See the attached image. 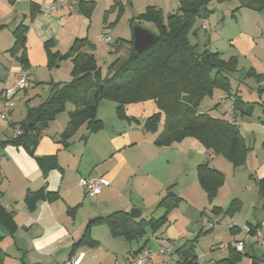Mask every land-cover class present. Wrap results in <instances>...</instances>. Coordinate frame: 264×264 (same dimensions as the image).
Segmentation results:
<instances>
[{
    "label": "crops",
    "instance_id": "obj_1",
    "mask_svg": "<svg viewBox=\"0 0 264 264\" xmlns=\"http://www.w3.org/2000/svg\"><path fill=\"white\" fill-rule=\"evenodd\" d=\"M56 1L15 0L14 4H10L8 0H0V26H3L0 29V102L3 106H0V144L15 137V130L25 123L29 107L39 106L49 99L54 86L52 84L46 90L43 85H46L47 81L56 82L55 72L62 74L60 79L63 81H59L60 84L72 80L71 62L55 69L48 67L45 43L56 40L52 51L65 53L62 47L69 50L76 39L87 35V32L90 33L96 22L103 32V37L110 38L111 42L101 40L108 45V50L105 51L97 49L96 44L92 42L95 45L93 54L97 59L99 56H106L111 60L115 47H118L121 53L130 49L134 29L132 26L128 28L127 25H131L148 7L160 9L167 17L178 9L180 2L118 0L121 2L119 6L123 7L121 9L113 8L116 0H71L73 9H54ZM81 2L94 3L91 18H87L81 11ZM33 3L39 10L31 21ZM238 8L239 3L235 9ZM19 22H28L29 26L26 35L27 69L20 61L21 52L16 55L10 52L15 42L13 30ZM204 29L207 30L206 27ZM232 43L233 46L240 47L242 53L254 56L256 61H264V58L258 57V54L264 53L258 49L263 48V45L254 38L243 33L236 35ZM252 63V69L256 71L255 63ZM59 69L62 71H57ZM25 70L29 72L30 86L16 95L17 104L11 113V119L8 120L3 114L4 101L1 99V93L13 87ZM34 85L38 87L32 91L31 87ZM44 94L47 95L45 99ZM18 102L22 103L21 108H17ZM257 108L260 109L259 112L264 110L262 106ZM74 109V105L66 104L63 112L40 133L36 155H57L60 166L58 169L44 173L35 158L24 148L11 145L0 147V206L13 216L14 222L12 233L0 223V236L3 237L0 243L6 245L5 248L0 246L5 264H8V260H19L21 264H62L79 254H84L81 264H123L127 256L135 255L143 247L148 250L154 241L163 244L161 247L170 248V253H175L179 247L178 241L187 242L194 235L188 239L181 237V233L176 232L173 225L174 222H179V219L170 221V216L168 224L156 233L148 229L144 237L132 241H128L121 233H113L106 224H97L91 231L94 246L76 247L91 220L115 212L130 214L132 210L138 211L140 218L146 211H150V207L156 206L158 209L164 191H168L172 185H181L184 188L179 196L182 200L178 208L187 203L197 215L201 213L203 221L210 219L207 228L202 230L209 231L210 236L215 238L220 233L224 234L229 241L228 247L236 248L237 243L245 242L243 253L248 250L250 256L243 257L238 264H255V259H259L260 254L264 255L263 246L258 249L252 241L247 244L248 239L241 241L237 238V234L242 232L239 226L241 223H244L243 227H258L264 235V197L260 193L259 184L260 180H264V134L259 133L250 143L244 137L250 152L246 164L238 167L224 157L209 154L194 138H187L170 146H158L155 144L157 136L148 138L141 126L140 120L143 121L158 112L155 102L148 101L128 105V120L115 114L120 126L112 124L113 126L108 128L109 124L102 120L104 128L96 133H90L85 126L81 127L70 140V147L64 149L58 141L67 128L69 115ZM231 109L230 104L229 110ZM211 115L219 118V115L214 113ZM232 116L230 121L239 125L238 116ZM261 117L258 115L264 129V119ZM133 121L140 126H134ZM12 124L17 125L16 129H12ZM205 163L225 175V184L212 202L197 176L198 166ZM188 171L193 173V176L187 180ZM99 177L109 179L111 186L103 188L101 194L96 197H88L79 185L80 179ZM44 187L49 191L58 192L59 199L54 202L41 201L33 212L29 211L24 201L26 194ZM233 201L239 203L240 210L228 213ZM214 208L217 211H214ZM159 209H162L163 215L165 210ZM243 214L246 215L244 220ZM143 219L150 220L146 217ZM251 220L255 224L249 222ZM210 221L213 225L225 222L227 227L216 225L217 227L209 228ZM170 222L172 226H168ZM165 230L166 235L168 234L167 240L159 236V233ZM157 255L159 256V253ZM157 255H154L148 264H158L159 260L155 262ZM174 258L178 259L176 255Z\"/></svg>",
    "mask_w": 264,
    "mask_h": 264
},
{
    "label": "trees",
    "instance_id": "obj_2",
    "mask_svg": "<svg viewBox=\"0 0 264 264\" xmlns=\"http://www.w3.org/2000/svg\"><path fill=\"white\" fill-rule=\"evenodd\" d=\"M8 1L10 4L15 3V0ZM214 1H237L239 8L235 9L234 13L241 9L264 13V0H180L177 12L167 17L160 9L148 7L135 20L153 23L157 28L158 33L155 35L159 37V41L151 49L140 54L134 49L133 37L130 41V51L125 52L124 57L117 58L111 64L106 77H102L93 54L95 45L88 38L76 39L65 53L52 51L53 41L45 43L49 67H59L61 62L70 60L73 64L72 80L63 85H54L48 100L39 106L29 107L24 123L29 130H25L24 124L18 126L22 134L3 141L0 147L11 145L24 148L30 156L35 158L41 170L48 173L60 167L58 157L57 155L42 157L36 155L41 139V134L37 131L45 130L63 112L66 104L74 105L75 109L70 113L67 128L58 141L64 149L70 147V140L81 127L85 126L90 133H96L104 128L103 121L98 119V106L102 101L115 102L118 116L127 120L128 105L154 101L158 112L144 120V128L148 132L155 131L159 122L163 120V130L155 142L156 145L170 146L187 138H194L209 154L224 157L235 167L245 165L250 149L239 125L230 119L212 116L213 112L199 111V107L206 98H213L217 94L219 105L227 100L231 101L234 116H251L255 107V103L245 101L238 91L235 94L232 91L230 77L239 70L238 58L231 56L229 59H224L221 53L208 49L200 52L198 46L190 41L189 36L197 18L207 16L210 13L208 6ZM119 5L121 2L116 0L113 8L122 9L123 7ZM93 7V2H81V11L87 18H91ZM38 8L33 3L31 21L35 18ZM2 27L0 26V29ZM28 29L29 26L24 22L14 28L15 42L10 49L13 55L21 52L20 61L25 69L28 68L26 56ZM119 51L120 49L115 47V52ZM247 75L259 76L253 69L249 70ZM11 127L14 130L17 125L12 124ZM197 176L200 185L212 202L225 184L224 173L205 163L198 166ZM259 184L260 193L264 197V180H260ZM59 197L58 192L49 191L44 187L37 191H29L24 201L28 210L33 212L39 202H54ZM181 200L168 189L167 195L160 201L158 208H169H166L167 210L159 219L152 218L149 221L143 218L133 219L129 213L115 212L106 217L91 220L76 247L94 246L91 231L97 224L110 226L113 233H121L128 241L140 240L148 229L156 233L168 224L170 209L177 206ZM239 210V203L233 201L228 213ZM214 211L217 209L214 208ZM0 223L11 233L14 231L13 216L6 213L1 206ZM250 227L251 234L259 230L258 227ZM207 232L209 231L201 230L198 236ZM198 236L194 241L198 239ZM2 239L3 237L0 236V240ZM194 241H187L175 253H172L178 258H174V264H201L197 255L194 254ZM243 244L245 248V242ZM228 248L229 255L226 258L211 264H238L244 256H250L248 253H243L244 251H237L233 246ZM144 250L146 248L143 247L135 255ZM4 262V253L0 248V264H5ZM255 264H257L256 261Z\"/></svg>",
    "mask_w": 264,
    "mask_h": 264
},
{
    "label": "rangeland",
    "instance_id": "obj_3",
    "mask_svg": "<svg viewBox=\"0 0 264 264\" xmlns=\"http://www.w3.org/2000/svg\"><path fill=\"white\" fill-rule=\"evenodd\" d=\"M237 5H238L237 1H234V2L214 1L211 4H209L208 8H209L210 13H208L207 16L197 18L189 38L193 45L198 46L200 52L204 51L205 49H208L212 52L219 51V53L222 54V57L224 59H229L231 56H235L238 58L239 70L236 74L230 77V80L232 84V91L234 94L237 93V91H239V94L244 98L245 101L250 102V103H255V107H254V110L252 111L251 116H241V115L238 116L240 131L243 137H246L248 143H250L252 140H254V138L258 136L259 133L260 134L262 133V135L264 134L263 126L259 122V119H258V115L262 116L261 118L264 119V112L263 111L259 112L260 109L257 108L260 106L264 107V61H256L254 56L242 53L240 50V47L233 46L232 39L236 35H241L244 33V35L254 38L259 44H262L263 48L259 47L258 49H260L261 51H264V13L260 14V13L250 11L248 9H241L239 12L234 13L235 7ZM177 10L175 12H177ZM24 23L25 25H28V22H24ZM20 24L21 23L19 22L17 25H20ZM127 26L128 28L132 26L133 29H135L136 27H141V28L144 27L145 29L152 32L153 34L158 33L156 26L150 22H140L138 20H135L131 22V25H127ZM204 27H206L207 30H205ZM86 37H88L91 42H94V44H96L97 49L99 48V50H103V51L108 50V45L101 41V39L103 38V32L100 29L99 25L97 26L96 22H94L93 27L90 29V33L87 32V35H83L82 38H86ZM56 42L57 41L54 40V43ZM62 50L63 52L68 51L66 47H62ZM129 51L130 49L127 50L126 52L128 53ZM112 55L114 56H113V59L111 60H109V58L106 56H99L98 59L95 57L97 60V64L101 70L102 77L107 76L111 68L110 67L111 64L117 58H122L126 54L121 53V50H120L118 53L114 52ZM258 57L263 59L264 53L258 54ZM66 62H71V61L68 60V61L61 62L59 67H61L62 64ZM252 62L255 63L256 74H258L259 76L255 75V76L249 77L247 75V72L252 69V64H253ZM48 67H49V64H48ZM59 67H55V68H59ZM55 68H51V69H55ZM57 71H62V70L59 69ZM71 73H72V70H70V75ZM61 75H62L61 72H55L56 82L52 83L50 81H47V84L43 85L46 88V90L52 84L53 86L56 84H60L59 81H63V79H60ZM71 79H72V75H71ZM63 84L64 83H61V85ZM37 87H38L37 85H34L31 87V90L33 91ZM261 90L262 92H260ZM45 98H47V95L44 94L43 99ZM230 102L231 101L227 100L226 103L223 102L221 103V105H219V95L217 94L213 98H206L201 104V106L199 107V111L201 113H212L213 112L214 114L219 115L220 118L225 117L226 119H231L233 111L229 110L230 104H231ZM21 104L18 102L17 108H21L22 107ZM0 106H2V102H0ZM216 106L218 107L215 108ZM116 107L117 105L115 104V102H112L109 100L102 101L98 106V119L103 120V121L106 120L107 125L109 124L108 128L112 127L113 126L112 124H116L117 126H120L117 124L119 123V121L115 118L117 115ZM140 121L142 122L141 126L143 128V131L145 132L144 135H147L148 138L150 137L153 138L156 136L157 138L159 137L160 133L163 130V120L159 122L158 128L152 132L150 131L148 132L145 130L144 120L143 121L140 120ZM133 123L135 126L137 122L133 121ZM136 126H140V125L137 124ZM191 176H193V173L191 174L188 171L186 173L187 180L190 179ZM169 189L170 191L175 193L178 197L184 191V188L181 185L179 187H177L176 185H172L169 187ZM190 191L191 193L193 192L192 190ZM164 192L165 193L160 198V200H162L167 195V190ZM190 206L187 203H184L180 208H178L179 204L177 206L175 205L174 207L170 209L169 219L170 221H172V219L174 218L179 219V222L173 223V225L175 226L174 228L176 232L181 233L180 236L184 237L185 239L191 238L193 234L194 237L188 241H194L195 238L200 233V231L202 229L207 228L208 221L210 219H206L203 221L201 219L202 217L201 213L199 212L197 215L196 212L192 209L193 207L191 208ZM150 208H151L150 211L149 212L146 211L144 216L140 218L146 217L150 219L152 217L159 218L160 216H162V213H163L162 209H159V208L157 209L156 206H153ZM166 208H169V207H166ZM166 208L163 207L165 211L167 210ZM148 209L149 207L147 208V210ZM208 214L211 215V212H209ZM244 214L242 216L243 220H244V217L246 216ZM196 216H198V218H196ZM249 222L255 224V222L252 220ZM209 223L211 224V226L218 225V224L213 225L211 221ZM243 224L242 223L239 224L240 228H243L242 226ZM168 226H172L171 222ZM218 227L226 228L227 225L224 222V223H220ZM0 229L2 228L0 227ZM166 230L159 233V236H163L162 238H165V240H167L168 238V234L166 235ZM210 234L211 233L209 232L205 234H201L200 236H198V239L193 242L195 254L197 255L198 261L201 264H211L212 262L214 263V262L220 261L229 255V250H228L229 241H227V239L225 238V235L220 233L217 236V238H215L213 236H210ZM165 235L167 237H165ZM237 235H238L237 236L238 240L242 241L246 238L243 232L238 233ZM157 243H158L157 241H154L151 247L148 248V250L152 252L153 256L154 255L156 256L160 252L162 248L161 246L163 245V244L160 245ZM177 243L179 244L178 248H180L186 243V241L180 240ZM246 243L247 244L250 243V240L246 241ZM0 246L2 248L6 247V245H3V243H0ZM255 247H259L258 249H262L260 248L261 246H258V244H255ZM226 250L228 253L226 252ZM246 253H248V250L246 251ZM173 260H174V255H172V253H169L168 255H162L159 253V256L157 255V259L155 260V262L158 261V264H174ZM14 261L8 260V264H21V261L19 260H14ZM255 261L257 262V264H264V255L260 254V258L259 259L256 258Z\"/></svg>",
    "mask_w": 264,
    "mask_h": 264
},
{
    "label": "built area",
    "instance_id": "obj_4",
    "mask_svg": "<svg viewBox=\"0 0 264 264\" xmlns=\"http://www.w3.org/2000/svg\"><path fill=\"white\" fill-rule=\"evenodd\" d=\"M60 8L73 9L71 0H57L54 5V9H60ZM101 40L106 43L111 42V39L107 37H103ZM29 86H30L29 72L25 70L22 76L19 78V80L15 83L13 87L3 90V92L1 93V99L4 101L3 114L6 119L8 120L11 119V113L16 107L15 104L16 95L19 92H23L27 90ZM21 134H22V130L20 128L15 130V136H19ZM79 185L84 189L88 197L93 198L100 195L103 188L110 187L111 182L106 177H99L95 179L81 178L79 181ZM213 227L214 226L209 225V228H213ZM251 230H252L251 227L248 225L244 226L241 229V231L244 233L247 239L252 241L254 244H258L264 247V235L262 234V232L260 230H257L255 234H251ZM236 249L239 252H243L244 251L243 242L237 243ZM170 250H171L170 248L162 247L159 253L162 255H168L170 253ZM152 257H153L152 252L146 249L141 253H139L138 255L127 256L123 264H148L152 259ZM83 258H84V254H79L62 264H81Z\"/></svg>",
    "mask_w": 264,
    "mask_h": 264
},
{
    "label": "water",
    "instance_id": "obj_5",
    "mask_svg": "<svg viewBox=\"0 0 264 264\" xmlns=\"http://www.w3.org/2000/svg\"><path fill=\"white\" fill-rule=\"evenodd\" d=\"M134 49L137 53H144L151 49L158 41L159 37L150 32L149 30L141 27H136L134 29ZM26 131L29 130V127H27L26 124L23 125ZM38 130V129H37ZM38 134L41 133V131H37ZM130 216L133 219L139 218L140 214L136 210H132L130 212Z\"/></svg>",
    "mask_w": 264,
    "mask_h": 264
}]
</instances>
